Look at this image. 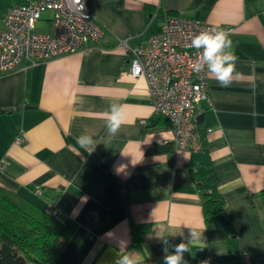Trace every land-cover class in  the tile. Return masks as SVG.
I'll list each match as a JSON object with an SVG mask.
<instances>
[{
  "label": "crops",
  "instance_id": "crops-1",
  "mask_svg": "<svg viewBox=\"0 0 264 264\" xmlns=\"http://www.w3.org/2000/svg\"><path fill=\"white\" fill-rule=\"evenodd\" d=\"M19 1L0 0V30ZM83 1L103 30L99 40L0 71V186L55 208L72 230L54 264H115L128 253L163 264L165 249L188 243L190 228L202 230L203 247L190 246L185 264L234 254L264 264V0ZM166 14L218 25L239 57L231 85L207 73L196 150L175 148L146 80L128 75L129 47L159 31ZM112 102L126 106L127 122L110 138L104 112ZM85 133L96 142L91 152L77 143ZM207 162L224 199L210 222L191 176ZM133 224L146 226L139 241Z\"/></svg>",
  "mask_w": 264,
  "mask_h": 264
},
{
  "label": "built area",
  "instance_id": "built-area-1",
  "mask_svg": "<svg viewBox=\"0 0 264 264\" xmlns=\"http://www.w3.org/2000/svg\"><path fill=\"white\" fill-rule=\"evenodd\" d=\"M44 12H49L44 18L46 26L37 28L36 23L42 20ZM212 27L220 28L197 19L166 14L159 31L129 47L128 75L146 80L154 111L169 121L177 149L196 150L201 146L195 108L200 100L207 98V71L193 70L197 50L189 45L193 35ZM102 35L99 22L83 0H20L3 17L0 71L11 70L22 59L29 67L73 52ZM16 142H20L19 138ZM3 165L0 159V168ZM46 211L58 214L50 206Z\"/></svg>",
  "mask_w": 264,
  "mask_h": 264
},
{
  "label": "trees",
  "instance_id": "trees-1",
  "mask_svg": "<svg viewBox=\"0 0 264 264\" xmlns=\"http://www.w3.org/2000/svg\"><path fill=\"white\" fill-rule=\"evenodd\" d=\"M191 176L201 193L204 219L210 222L215 215L224 213V199L210 162L192 170ZM259 197L264 208V188ZM262 224L264 229V218ZM225 229L229 236L237 232L229 217ZM145 230L146 226L133 224V240L139 241ZM71 233L72 230L57 216L38 207L22 194L0 186V264H54ZM206 262L244 264L237 254Z\"/></svg>",
  "mask_w": 264,
  "mask_h": 264
},
{
  "label": "clouds",
  "instance_id": "clouds-1",
  "mask_svg": "<svg viewBox=\"0 0 264 264\" xmlns=\"http://www.w3.org/2000/svg\"><path fill=\"white\" fill-rule=\"evenodd\" d=\"M230 36L228 31L212 27L193 35L189 45V47L197 50V58L192 65L193 70L197 73L206 70L221 86L231 85L234 76L238 75L236 66L239 57L234 51ZM125 107L124 104L112 102L104 112L105 128L110 138L115 137L127 122ZM77 143L89 152L93 151L96 146L93 137L87 133L77 137ZM196 245L203 247L202 230L190 228L187 244L182 242L175 245L172 254H167V249H165L166 255L163 264H185L184 253L190 251V246ZM115 264H142V260L134 253H128L119 256Z\"/></svg>",
  "mask_w": 264,
  "mask_h": 264
},
{
  "label": "rangeland",
  "instance_id": "rangeland-1",
  "mask_svg": "<svg viewBox=\"0 0 264 264\" xmlns=\"http://www.w3.org/2000/svg\"><path fill=\"white\" fill-rule=\"evenodd\" d=\"M49 12H44L42 15V20H38L36 23L37 28H44L46 26V22L44 20L45 17H48Z\"/></svg>",
  "mask_w": 264,
  "mask_h": 264
},
{
  "label": "water",
  "instance_id": "water-1",
  "mask_svg": "<svg viewBox=\"0 0 264 264\" xmlns=\"http://www.w3.org/2000/svg\"><path fill=\"white\" fill-rule=\"evenodd\" d=\"M200 119H201V115L200 116H196V120L199 122L200 121Z\"/></svg>",
  "mask_w": 264,
  "mask_h": 264
}]
</instances>
